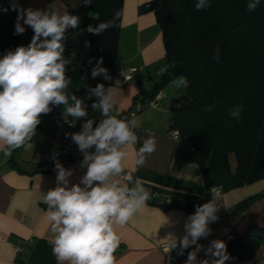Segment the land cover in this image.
<instances>
[{
    "label": "crops",
    "instance_id": "crops-1",
    "mask_svg": "<svg viewBox=\"0 0 264 264\" xmlns=\"http://www.w3.org/2000/svg\"><path fill=\"white\" fill-rule=\"evenodd\" d=\"M79 1L81 0H18L24 8L34 9H47L52 3L61 14L68 13V7ZM149 1L123 0L116 66L118 69L137 67L139 70L129 81L111 77L104 84L106 90L112 89L114 92L115 106L111 114L118 119L130 107L140 88L152 89L165 69V49L156 15L153 10L139 11V7ZM16 16L17 13L13 19L14 26ZM19 45L24 44L18 41L9 50ZM164 86L158 91L162 96V105L184 95L182 91L181 95L173 92L167 96L163 92ZM75 87L71 89L68 86L70 91H76L72 95L80 97L86 106L87 116L78 120L72 117L74 123L92 120L93 124L98 125L104 116L92 107L94 102L98 103V98L90 94L94 87L82 77ZM169 112V108L158 106L146 108L135 116L139 125L136 129L139 142L126 149L128 154L124 158L123 167L125 173H131L133 180L139 178L150 194L174 193L181 203L163 207L160 198L150 199L125 225L116 226L120 237V248L114 253L116 264H167L168 259L160 245L168 244L170 238L178 243L177 249L172 251L171 264H185L188 253L195 251L198 245L200 250L197 252V264L205 259L211 264L214 258L207 255L206 250L212 241L223 238L231 230L246 233L253 226L264 229V178L237 186L231 172L218 166L200 168L186 153L183 142L171 134L169 116L172 117L173 113ZM43 127L51 129L52 125L44 124ZM78 132L77 126L68 130V133ZM153 134L157 141L156 150L146 157L143 166H137V151L143 141ZM69 137L71 138L70 135ZM19 149L15 150L17 157L35 164L36 168L25 172L11 162L0 165V264H19L18 258L23 264H57L48 242L51 239L48 207L42 200L47 191L61 186L58 185L57 170L44 169L50 163V155L43 159L37 146L26 148L25 145V151L33 150L27 155H19ZM89 151L94 152L95 149ZM2 155L0 153V160ZM81 165L80 160L62 165L66 170L72 171V175L68 177L69 187L80 183L86 173V166ZM112 179L121 186L133 187L117 177ZM212 187L220 189V194L211 195ZM212 199L220 208L216 213L218 219L208 224L210 234L184 249L183 255H177L180 251L179 240L186 235L185 224L189 217L195 213L197 206ZM21 245L25 247V252L19 254ZM226 264H264V240H261L251 259L233 258Z\"/></svg>",
    "mask_w": 264,
    "mask_h": 264
},
{
    "label": "clouds",
    "instance_id": "clouds-1",
    "mask_svg": "<svg viewBox=\"0 0 264 264\" xmlns=\"http://www.w3.org/2000/svg\"><path fill=\"white\" fill-rule=\"evenodd\" d=\"M82 3L90 5L91 0H82ZM259 4L260 0H249L247 9L254 11ZM9 7L17 13L14 34H24L27 25L32 29L33 36L26 46L19 45L0 57V153L8 158L16 149L31 146L29 142L41 123V117L52 111L51 106H65V116L77 120L87 116L83 102L75 95L69 96L67 89L72 81L65 74L66 66L71 63L64 55L65 33L69 28H79L80 16L66 12L61 14L52 3L47 9H34L24 8L18 0H9ZM9 7L0 11L7 12ZM207 7H210L209 0H197V11ZM92 18L98 19V16ZM110 27H113V21L100 22L95 27L90 24L86 31L100 35ZM75 35H83V30ZM85 45L89 46L87 41ZM219 51V48L214 50L217 60L220 58ZM102 63L101 58L93 68L92 76L95 78L103 74L106 80H110L107 69L99 66ZM178 84L187 87L188 81L181 77ZM90 94L98 98V103L94 102L92 107L98 109L104 119L95 128L93 121L87 120L80 132L65 134L71 136L84 154L81 166H86L87 171L80 183L69 187L68 177L72 171L57 162V181L61 186L42 196L48 207L47 219L51 225L48 242L57 264H116L114 253L120 245L116 226L125 225L152 198L143 182L139 178L133 180L131 173L126 174L123 167L128 154L126 149L139 140L135 114L131 119H118L112 115L114 92L106 90L103 84L91 89ZM69 100L73 103L69 104ZM214 107L215 103L205 110L211 112ZM241 111L242 107L236 106L229 110V115L239 121ZM156 145L154 134L143 141L137 151V166L145 164L146 157L156 150ZM93 148L95 151L90 152ZM121 174L124 181L133 187L121 186L113 181V177ZM219 208L214 199L196 207L185 224L186 235L179 240L177 255H183L184 249L210 234L208 224L218 219L216 213ZM177 247V241L170 238L164 248L168 264L172 260L170 253ZM199 250L198 245L195 251L189 252L185 264H197ZM206 252L214 258L211 264H226L233 259L223 240L212 241ZM200 264L210 262L205 259Z\"/></svg>",
    "mask_w": 264,
    "mask_h": 264
},
{
    "label": "trees",
    "instance_id": "trees-1",
    "mask_svg": "<svg viewBox=\"0 0 264 264\" xmlns=\"http://www.w3.org/2000/svg\"><path fill=\"white\" fill-rule=\"evenodd\" d=\"M196 3L150 0L139 7L140 12L153 10L156 15L164 43L165 69L152 89L142 87L135 96L153 97L167 82L186 78L183 93L190 105L175 120L176 130L188 142L186 153L200 168L218 166L232 173L237 186L247 185L264 178V0L254 11L247 9L249 0H209L210 7L202 11L196 10ZM5 7H9V0H0V9ZM122 7L123 0H91L90 5L81 0L67 9L68 14L79 15L81 20L78 29L69 28L65 33V58L75 56L79 75L94 88L108 81L103 74L92 76L101 58L99 66L107 69L110 77L117 70ZM15 14L10 7L7 12L0 11V51L9 50L18 41L25 46L31 42L33 31L28 26L24 34H14ZM95 16L98 19L92 18ZM107 21H113V27L100 35L86 31L90 24L95 27ZM82 30L83 35H75ZM217 48L219 60L214 56ZM68 72L69 64L66 77ZM67 92L71 96L76 91L68 88ZM214 103L216 107L207 112L205 109ZM236 106L242 107L239 121L229 115ZM61 108L60 112L43 115L39 126L52 125L53 129L65 106ZM189 123L214 128L223 143L209 141L206 134H192L184 127ZM230 154L235 158L233 166ZM69 161L72 159L55 161L44 169L53 170L57 162L63 165ZM219 240L226 243L230 257L238 260L251 259L261 242L237 230ZM17 261L23 264L20 258Z\"/></svg>",
    "mask_w": 264,
    "mask_h": 264
},
{
    "label": "built area",
    "instance_id": "built-area-1",
    "mask_svg": "<svg viewBox=\"0 0 264 264\" xmlns=\"http://www.w3.org/2000/svg\"><path fill=\"white\" fill-rule=\"evenodd\" d=\"M7 51L8 49H3L2 51H0V57H2ZM138 70L139 68L137 67L121 68V69L117 68V70L115 71L112 77L121 78L123 81H129L134 78ZM161 97L162 96L160 92L156 93L153 97H145L142 95L135 96L133 98V101L130 107L127 109V111H125L122 114L121 117H119V119H125V118L131 119L133 113L136 116L139 112H141L142 110L146 108L158 107ZM85 122L86 121H80L78 124H75L72 117L65 116V112L63 111V113L54 123L53 129L47 130L38 125L36 128L35 135L33 136L32 141H30L29 143L37 147H48L50 150L49 151L50 152V164L52 162L63 160V159L83 161L84 154L79 150L78 145H76V143L69 136H66L65 134L68 133V130L72 129L74 126H77L80 132ZM96 126L97 124H93V128H95ZM136 134H138L137 131H136ZM171 134L175 138H178L179 136V132L176 129L172 131ZM28 147L29 146L26 145V148ZM50 164L47 167H49ZM117 178L124 181L123 174H121V176ZM210 194L213 196H217L220 194V189L216 187H212L210 189ZM157 198L161 199L163 207H168V206L181 203L180 199L174 193L164 194V195H157L153 193L151 199L156 200ZM166 245H167L166 243L160 245V248L163 252H164V248ZM119 248H120V245L117 248V250ZM18 251H19V254H22L23 252H25V247L21 245ZM165 255L167 257L168 254H165ZM170 255L173 260V252H171Z\"/></svg>",
    "mask_w": 264,
    "mask_h": 264
},
{
    "label": "rangeland",
    "instance_id": "rangeland-1",
    "mask_svg": "<svg viewBox=\"0 0 264 264\" xmlns=\"http://www.w3.org/2000/svg\"><path fill=\"white\" fill-rule=\"evenodd\" d=\"M68 77L71 79L72 83L69 85V87L71 89L73 88H76L75 86L78 84L79 82V79H81V76L79 75V68H78V63H77V60L75 58L74 55H72L71 57V63L69 64V72H68ZM168 84V83H167ZM165 85L164 86V93H166L167 96H170L171 93H176L177 95H181L182 91H183V86L182 85H179L178 84V79L176 80H173L171 82H169L168 85ZM170 92V93H169ZM170 94V95H169ZM70 103H73V101H70ZM163 102L160 100L159 101V107H167V109L169 108V104H170V101H166L165 105H162ZM170 111V110H169ZM171 113V112H169ZM171 116H169V120H170ZM184 127L187 128V130L189 132H191L192 134L194 135H202V134H206L208 135V140L211 141V142H214L215 144L217 143H223L222 141V137H220L219 135L215 134L213 131H214V128H210V129H206L204 127H199L198 125H194L192 123H189V124H184ZM182 139V140H181ZM179 140L181 142H183V144L188 147V142L186 140H184L183 138H181V136L179 135ZM25 147V146H24ZM24 147H21L19 149V155L20 154H30L33 152V150H27L25 151ZM38 151L41 150L42 152V158L45 159L47 158V155H50V150L48 147H37ZM229 158H230V164L231 165H234V155L233 154H230L229 155Z\"/></svg>",
    "mask_w": 264,
    "mask_h": 264
},
{
    "label": "water",
    "instance_id": "water-1",
    "mask_svg": "<svg viewBox=\"0 0 264 264\" xmlns=\"http://www.w3.org/2000/svg\"><path fill=\"white\" fill-rule=\"evenodd\" d=\"M190 105V101L186 95L179 96L177 98H174L171 100L169 110L173 113L172 117L170 118L169 122V130L172 132L175 130V120L176 116L181 114L184 110H186ZM52 111L60 112L62 110L61 106H51ZM13 163L20 169H22L25 172H31L36 168L35 164L27 163L22 161L17 157L16 151H14L10 158L4 157L2 155V158L0 160V165H3L5 163ZM248 235L256 237L260 240H264V229L253 226L248 230Z\"/></svg>",
    "mask_w": 264,
    "mask_h": 264
}]
</instances>
